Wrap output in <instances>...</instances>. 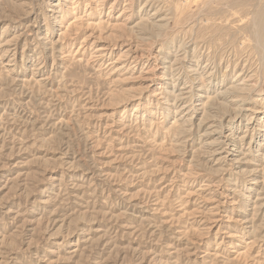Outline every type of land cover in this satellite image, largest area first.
<instances>
[{
  "label": "rangeland",
  "instance_id": "374dc122",
  "mask_svg": "<svg viewBox=\"0 0 264 264\" xmlns=\"http://www.w3.org/2000/svg\"><path fill=\"white\" fill-rule=\"evenodd\" d=\"M0 264H264V0H0Z\"/></svg>",
  "mask_w": 264,
  "mask_h": 264
},
{
  "label": "bare ground",
  "instance_id": "6f19581e",
  "mask_svg": "<svg viewBox=\"0 0 264 264\" xmlns=\"http://www.w3.org/2000/svg\"><path fill=\"white\" fill-rule=\"evenodd\" d=\"M263 17V16H262ZM256 26V25H255ZM262 30V28H261ZM258 36H260V34L258 33ZM205 66V65H204ZM203 74V73H202ZM241 76V74H239L237 77ZM248 76L244 77L243 80H240L241 77H239L240 79H238V81L236 82V84H234V86L232 88H230L227 91H222L221 95L227 94V92H231L232 90H236V89H242L243 87H245L244 85L247 84L246 82H250L252 77H248L249 79H247ZM245 79V80H244ZM247 86V85H246ZM183 92V91H182ZM184 95V94H179V96ZM228 98V97H227ZM242 101V100H241ZM231 103L234 102L233 100L230 101ZM243 102V101H242ZM243 109L240 107L237 109V112H241ZM236 112V113H237ZM235 115V114H234ZM227 142V141H226ZM233 143V142H232ZM228 144V143H227ZM230 144V143H229Z\"/></svg>",
  "mask_w": 264,
  "mask_h": 264
}]
</instances>
